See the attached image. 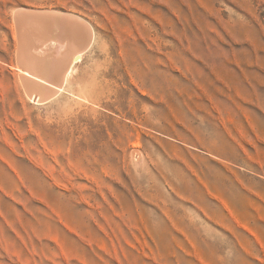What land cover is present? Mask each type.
I'll list each match as a JSON object with an SVG mask.
<instances>
[{"label": "rangeland", "instance_id": "374dc122", "mask_svg": "<svg viewBox=\"0 0 264 264\" xmlns=\"http://www.w3.org/2000/svg\"><path fill=\"white\" fill-rule=\"evenodd\" d=\"M19 8L93 29L43 103ZM0 264H264V0H0Z\"/></svg>", "mask_w": 264, "mask_h": 264}, {"label": "bare ground", "instance_id": "6f19581e", "mask_svg": "<svg viewBox=\"0 0 264 264\" xmlns=\"http://www.w3.org/2000/svg\"><path fill=\"white\" fill-rule=\"evenodd\" d=\"M14 19L20 79L31 100L43 103L69 83L73 67L93 42V29L81 17L59 11L19 8Z\"/></svg>", "mask_w": 264, "mask_h": 264}]
</instances>
